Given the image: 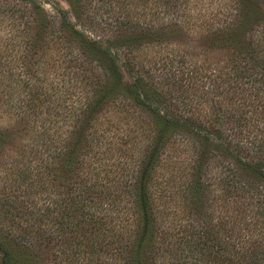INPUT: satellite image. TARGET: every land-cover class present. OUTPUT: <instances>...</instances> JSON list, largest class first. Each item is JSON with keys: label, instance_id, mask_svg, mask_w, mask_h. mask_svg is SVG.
<instances>
[{"label": "trees", "instance_id": "obj_1", "mask_svg": "<svg viewBox=\"0 0 264 264\" xmlns=\"http://www.w3.org/2000/svg\"><path fill=\"white\" fill-rule=\"evenodd\" d=\"M105 1L65 0L54 21L0 0V109L23 131L14 147L0 129V264H264V34L246 39L249 7L221 5L194 38L188 0L97 13ZM167 151L179 173L155 176Z\"/></svg>", "mask_w": 264, "mask_h": 264}, {"label": "rangeland", "instance_id": "obj_2", "mask_svg": "<svg viewBox=\"0 0 264 264\" xmlns=\"http://www.w3.org/2000/svg\"><path fill=\"white\" fill-rule=\"evenodd\" d=\"M235 0H188V6H187V11L188 14L192 16V22L194 23L193 27L194 29L189 33L190 37H194L196 38V36H200L204 33H206L208 30H213L216 28V26L221 25L225 18L224 15L219 16V22L218 23H214V24H206L205 26H202L201 21L203 20H209V19H213L214 16L216 15V10L217 8H219L221 5L225 6V11H227V13L233 15L234 12L236 11V7L234 5ZM237 3H241L244 2L245 4H247L246 6L249 7L248 13H249V18L247 19V23L245 25V27L243 28V30L245 31V36L246 39H253V41L255 42V40H261V37L264 34V0H240L239 2L236 0ZM36 3L43 9V11L46 13V15L50 16L52 20L54 21H58V19L60 18V14L65 13L68 11V6L65 2V0H36ZM115 0H110V1H105L102 5H101V9L97 12L103 15L106 14H111L112 9L114 8V6L116 5ZM239 3V4H240ZM135 12H139V10H134ZM224 13V12H222ZM79 16H81L80 18L83 17V13L81 11H79ZM226 15V14H225ZM70 15H68L69 17ZM150 17H153V15L151 16V13H147V19H149ZM232 17V16H231ZM196 19V20H195ZM86 28V27H85ZM93 34L96 36H102V35H107V33L101 31L100 29H94L93 30ZM93 36V35H92ZM192 40V38H191ZM183 44L187 45L188 47H195L194 44H192L191 42H184ZM262 43H260L261 45ZM178 49H180L179 47H177ZM183 50V49H182ZM261 50H264V43L263 46L261 47ZM188 52H197V49L194 50H190ZM20 123L17 122L13 117L8 116L7 113L2 114L1 109H0V129L2 128H7V129H14L15 131H17L14 135H15V139L14 140V147H16L18 145V137L22 134L23 131H21L22 125L20 127ZM14 131V132H15ZM22 142V141H20ZM170 151H167L164 154V159L165 161H163V165H158L156 167L155 171V176L161 177V178H173L172 174L173 173H179V164L176 161L177 158L175 159V155L174 153L171 155V153H169ZM179 156V155H178ZM124 159H122L120 161V163L118 164V162L115 164V162H113L111 164L112 166V170H114L115 172H120L123 170L124 165H122ZM128 167L132 168V170H134V166L133 165H129ZM156 185L154 184H150V188L152 189L154 186H156L157 188H160L161 186H158L157 184L160 183L159 180H155L153 181ZM162 184V183H161ZM173 184V183H172ZM0 189H1V184H0ZM162 189V187H161ZM159 204V203H158ZM212 209H213V214L214 216L219 215L220 218L224 217L225 214V204L219 203L217 201V203H213L212 204ZM254 206V205H253ZM252 206V207H253ZM165 215V214H164ZM258 230V224H256V226L254 227V232H256ZM257 237H262L264 236V233L262 232H256ZM42 254V255H41ZM39 257V259H44L46 260V262H42L45 264H49L48 261V255L40 253L39 256H37L36 258L33 259H37ZM41 264V263H40Z\"/></svg>", "mask_w": 264, "mask_h": 264}]
</instances>
